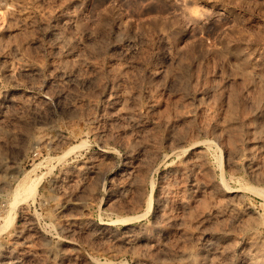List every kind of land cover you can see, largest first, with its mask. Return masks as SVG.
<instances>
[{
  "label": "rangeland",
  "instance_id": "374dc122",
  "mask_svg": "<svg viewBox=\"0 0 264 264\" xmlns=\"http://www.w3.org/2000/svg\"><path fill=\"white\" fill-rule=\"evenodd\" d=\"M0 264H264V0H0Z\"/></svg>",
  "mask_w": 264,
  "mask_h": 264
},
{
  "label": "bare ground",
  "instance_id": "6f19581e",
  "mask_svg": "<svg viewBox=\"0 0 264 264\" xmlns=\"http://www.w3.org/2000/svg\"><path fill=\"white\" fill-rule=\"evenodd\" d=\"M32 190V189H31ZM30 189H29V191H31Z\"/></svg>",
  "mask_w": 264,
  "mask_h": 264
}]
</instances>
